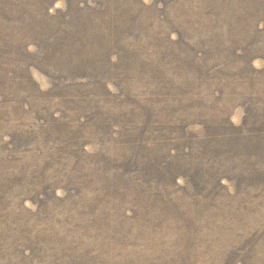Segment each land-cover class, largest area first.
<instances>
[{
    "label": "rangeland",
    "instance_id": "rangeland-1",
    "mask_svg": "<svg viewBox=\"0 0 264 264\" xmlns=\"http://www.w3.org/2000/svg\"><path fill=\"white\" fill-rule=\"evenodd\" d=\"M0 36V264H89L103 187L151 204L119 264H264V0H0Z\"/></svg>",
    "mask_w": 264,
    "mask_h": 264
},
{
    "label": "trees",
    "instance_id": "trees-1",
    "mask_svg": "<svg viewBox=\"0 0 264 264\" xmlns=\"http://www.w3.org/2000/svg\"><path fill=\"white\" fill-rule=\"evenodd\" d=\"M78 36H79L78 34H72L69 39H66L67 49L64 50L65 53L69 52L70 49L75 50L76 47L74 45H76L77 42H82L81 40L78 39ZM0 49H10V42H8L6 38L1 37V36H0ZM249 51L251 52L250 54H251L252 60L256 59L254 57L257 56L259 50L252 49ZM212 91H214V89L210 88L203 94L210 95L212 94ZM202 100L203 101L200 102V105L205 103L206 98H203ZM199 112H201V109ZM194 124H195L194 125L195 128L196 127L200 128L198 132L197 130L194 133L183 131V133H181L180 135L184 136L185 134L189 133L191 138L193 136L195 137L194 141H197L198 143L204 142L205 144V140L208 139L211 135L210 133L211 128L208 127V129L205 130L206 128L205 121H203L202 126L199 123L197 124V122ZM160 126L161 127L158 130H165L167 128V125L165 124H162ZM219 143L221 144L222 141L219 140ZM227 149H229V147H227L224 150L226 151ZM187 164L191 168L194 167V163L192 161H189ZM154 171H157V170H154ZM133 174H137V173L133 172ZM170 184H172V182L162 184L160 187V190L157 193H160L166 190ZM108 192H109L108 187L106 188L103 187V193L105 194L104 209L105 208L106 209L104 210L103 208H100V207L96 208L101 213L100 214L101 219L98 218L99 225H100V234L96 231V233L93 236H91L92 240L86 243L87 249H85L84 246L82 245L75 249L74 248L68 249L65 255L74 259V256H75L74 254L76 253L78 257L83 259L80 253L85 254V260L88 257L89 264H105L106 259H111L115 263L119 264L123 260H125V258L129 254L128 251L130 250L131 246L134 243L135 236H136V228L139 225L141 226L144 225L142 217H145L146 219L148 217L149 198L146 194L144 197L142 196L137 197L138 203L135 206L136 210H133L135 216H132L130 218L131 227H129V226H123V225H120L114 222V218L111 216V212H109V206L105 207L106 205H109L112 202V199L106 195ZM146 198L148 199V201L146 200ZM159 198H160L159 199L160 202L163 204L161 212L164 214V207L167 205V201H165L161 196ZM149 205L151 204L149 203ZM149 211H151V206L149 207ZM153 219L154 218L151 217L149 220H151V222L153 223L154 221ZM162 222H163V219H161V223ZM162 225L163 223L157 227L152 225V229L157 230L158 228H161ZM149 228L150 230H152L150 225H149Z\"/></svg>",
    "mask_w": 264,
    "mask_h": 264
}]
</instances>
